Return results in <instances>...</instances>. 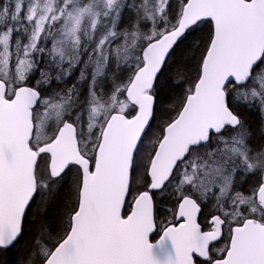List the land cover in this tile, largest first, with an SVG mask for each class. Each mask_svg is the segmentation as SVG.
<instances>
[{"label": "snow or ice", "instance_id": "1", "mask_svg": "<svg viewBox=\"0 0 264 264\" xmlns=\"http://www.w3.org/2000/svg\"><path fill=\"white\" fill-rule=\"evenodd\" d=\"M0 264H264V0H0Z\"/></svg>", "mask_w": 264, "mask_h": 264}]
</instances>
